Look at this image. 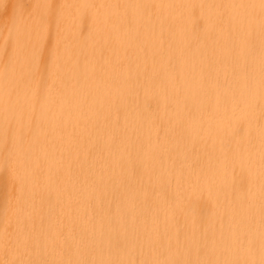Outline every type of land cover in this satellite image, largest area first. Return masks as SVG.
Instances as JSON below:
<instances>
[{"label": "bare ground", "instance_id": "obj_1", "mask_svg": "<svg viewBox=\"0 0 264 264\" xmlns=\"http://www.w3.org/2000/svg\"><path fill=\"white\" fill-rule=\"evenodd\" d=\"M0 264H264V0H0Z\"/></svg>", "mask_w": 264, "mask_h": 264}]
</instances>
